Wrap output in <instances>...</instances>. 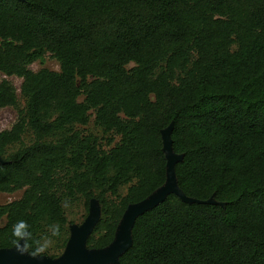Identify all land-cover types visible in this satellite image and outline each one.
Segmentation results:
<instances>
[{
  "label": "trees",
  "instance_id": "16d2710c",
  "mask_svg": "<svg viewBox=\"0 0 264 264\" xmlns=\"http://www.w3.org/2000/svg\"><path fill=\"white\" fill-rule=\"evenodd\" d=\"M48 54L60 71H33ZM0 74V109L17 110L0 197L23 191L0 205V249L18 221L41 242L58 225L43 254L58 259L67 209L87 217L93 199L87 247H108L128 206L165 184L174 123L180 189L217 204L169 195L120 264H264V0H0Z\"/></svg>",
  "mask_w": 264,
  "mask_h": 264
},
{
  "label": "water",
  "instance_id": "95a60500",
  "mask_svg": "<svg viewBox=\"0 0 264 264\" xmlns=\"http://www.w3.org/2000/svg\"><path fill=\"white\" fill-rule=\"evenodd\" d=\"M24 2L25 0H17ZM174 123L164 129L162 134L163 152L167 160V178L163 186L155 190L143 201L131 204L125 211L115 233L113 242L104 249H90L87 241L101 218L100 204L96 199L91 200L89 216L82 225L70 227L71 236L67 247L58 259L47 256L32 259L29 256H20L14 250L0 249V264H120L121 257L133 245V228L137 219L147 212L157 208L169 195H176L186 204H217L214 198L207 201L187 197L180 189L176 177V165L183 161V155H177L173 150L172 132ZM0 164L5 162L0 158Z\"/></svg>",
  "mask_w": 264,
  "mask_h": 264
},
{
  "label": "rangeland",
  "instance_id": "374dc122",
  "mask_svg": "<svg viewBox=\"0 0 264 264\" xmlns=\"http://www.w3.org/2000/svg\"><path fill=\"white\" fill-rule=\"evenodd\" d=\"M31 69L33 71L38 72L39 70L42 69H49L52 71H60V64L58 63L57 60L53 59L49 54L46 55L42 60H39L35 62L32 66ZM4 77L0 74V81ZM9 80L15 85V87L20 91V86L22 83V80L13 77L9 78ZM21 105L23 104V101L21 100ZM17 120V110L12 107L0 109V132L4 130L10 129L14 123ZM93 126L91 125V129ZM29 138L25 139V142H29ZM126 192V188L122 190V193ZM23 191L16 192L14 194L8 195V194H3L0 197V205L13 202L15 200H18L22 197ZM67 216L69 221H73L75 225H82L86 218L89 216V214L86 217V212L83 204H80L72 209H67Z\"/></svg>",
  "mask_w": 264,
  "mask_h": 264
},
{
  "label": "clouds",
  "instance_id": "9594fccd",
  "mask_svg": "<svg viewBox=\"0 0 264 264\" xmlns=\"http://www.w3.org/2000/svg\"><path fill=\"white\" fill-rule=\"evenodd\" d=\"M28 225L25 221H18L12 226L13 243L16 245L15 251L20 256H29L32 259L41 258L44 253L53 245L52 237L60 235L59 226H55L50 235L41 242L40 240L32 241L31 233L27 231ZM32 241V243H29Z\"/></svg>",
  "mask_w": 264,
  "mask_h": 264
}]
</instances>
